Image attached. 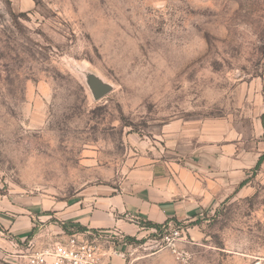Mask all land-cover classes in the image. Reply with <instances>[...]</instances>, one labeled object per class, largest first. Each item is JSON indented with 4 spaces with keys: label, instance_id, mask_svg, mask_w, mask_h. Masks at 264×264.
<instances>
[{
    "label": "rangeland",
    "instance_id": "374dc122",
    "mask_svg": "<svg viewBox=\"0 0 264 264\" xmlns=\"http://www.w3.org/2000/svg\"><path fill=\"white\" fill-rule=\"evenodd\" d=\"M88 73L112 90L94 100ZM262 117L264 0H0V264L71 228L102 231L100 264H264ZM199 159L222 196L186 219L65 217Z\"/></svg>",
    "mask_w": 264,
    "mask_h": 264
},
{
    "label": "crops",
    "instance_id": "0c3cea01",
    "mask_svg": "<svg viewBox=\"0 0 264 264\" xmlns=\"http://www.w3.org/2000/svg\"><path fill=\"white\" fill-rule=\"evenodd\" d=\"M199 162L201 165L197 164V169L191 172L176 169V182L165 166L154 162L139 165L120 181L116 192L97 193L86 206L80 202L70 207L65 217L72 223L90 227L118 225L122 215L159 224L173 218L186 219L222 196L218 180L208 182V160ZM26 235L28 232L21 236Z\"/></svg>",
    "mask_w": 264,
    "mask_h": 264
},
{
    "label": "built area",
    "instance_id": "2783aa9c",
    "mask_svg": "<svg viewBox=\"0 0 264 264\" xmlns=\"http://www.w3.org/2000/svg\"><path fill=\"white\" fill-rule=\"evenodd\" d=\"M63 234L41 244L32 237L22 238L13 264H100L106 241L101 230L71 228Z\"/></svg>",
    "mask_w": 264,
    "mask_h": 264
},
{
    "label": "water",
    "instance_id": "95a60500",
    "mask_svg": "<svg viewBox=\"0 0 264 264\" xmlns=\"http://www.w3.org/2000/svg\"><path fill=\"white\" fill-rule=\"evenodd\" d=\"M86 83L94 100L101 99L112 90V85L110 83L105 82L102 78L93 73H88L86 75Z\"/></svg>",
    "mask_w": 264,
    "mask_h": 264
},
{
    "label": "trees",
    "instance_id": "16d2710c",
    "mask_svg": "<svg viewBox=\"0 0 264 264\" xmlns=\"http://www.w3.org/2000/svg\"><path fill=\"white\" fill-rule=\"evenodd\" d=\"M262 126H263V134H264V118L262 117ZM264 158V153L260 155L257 165L261 163L262 159ZM145 223L147 226L154 227V228H159L161 225L159 223L152 222L150 220H145ZM81 227V226H79Z\"/></svg>",
    "mask_w": 264,
    "mask_h": 264
}]
</instances>
